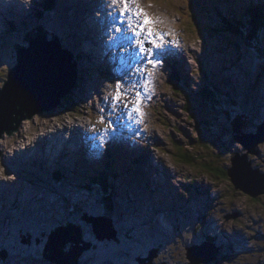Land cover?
<instances>
[{"label":"rangeland","instance_id":"1","mask_svg":"<svg viewBox=\"0 0 264 264\" xmlns=\"http://www.w3.org/2000/svg\"><path fill=\"white\" fill-rule=\"evenodd\" d=\"M250 1L138 0L139 7L152 18L153 28L165 34L166 44L162 63L156 67L146 65L149 91L140 105L143 115L133 113L129 118L126 112L117 110L111 117L118 121L114 132H105L107 123H100L99 109L105 108L104 115L108 112L101 97L115 93L117 78L127 81L126 88L133 81H142L134 70L129 71V65L134 63L133 49L123 39V32L112 40V30L103 44L110 46L107 49L111 51H101L102 57H96L93 51L100 50L89 46L92 41L78 40L80 30L90 28L84 17L86 0H69L71 10L58 9L41 20L38 14L24 19L36 9L31 0L23 10L15 12V27H11L7 12L0 11V89L10 69L18 63L14 44L29 46L25 35L32 29L36 33L38 24L51 31L48 39L59 38L61 46L73 57V52L79 58L86 55L87 59H83L88 68L74 57L78 82L73 92L57 108L24 119L19 129L12 134L6 132L0 140V252H7L6 258L0 257V264H55L44 257V248L53 229L71 222L82 226L83 235L79 237L80 243L64 242V251L77 246L84 249L79 264H145V259L146 264H191L189 250L197 245L199 254L207 252V237L220 251L216 260L202 264H264V194L251 197L237 189L230 176L224 177L222 172L233 165V156L239 159L245 153L251 168L264 172V141L253 147L255 154L259 153L256 157L235 138L237 132L233 129L240 121L243 132H256L264 123V59L257 57L264 48V25L255 28L256 38L249 45L251 21L242 13ZM40 11L42 16L47 13L46 7ZM99 12L100 9L96 11ZM90 13L94 16L92 9ZM240 18L247 22L238 29ZM132 22H137L136 17ZM170 54L178 59L174 60L179 63L175 69L170 65L171 58L165 59ZM93 55L96 62L89 60ZM184 60L188 68L181 67L186 75L182 77L180 66ZM102 66L117 74H101ZM208 83L218 90L220 101L216 104L206 103L204 92ZM232 97L234 104L230 102ZM1 119L7 125L13 122L7 116ZM137 119L139 123L135 122ZM69 121L73 124L63 127ZM119 126L130 130V134L117 133ZM57 129L61 136L57 137L55 152L68 143L74 144V148L82 144L84 152L88 145L93 150L91 142L97 137L95 146L103 152L100 159L94 153L91 159L76 148L74 157L91 167L87 175L94 168L111 164L109 173L118 177L97 170V184L81 179L84 174L73 169L71 164L75 161H71V155L68 170H63V159L56 154L47 164V144L36 147L35 138ZM91 133L94 138L90 139ZM25 141L32 143V152L16 154L13 163H3V148H13L6 156L11 151L20 153L22 148L16 146L25 147ZM109 146L111 150L107 151ZM33 149L41 155L36 156ZM142 153L146 154L128 172ZM102 174H106L113 188L106 186L108 180L100 182ZM109 206L116 209L114 224L109 225L117 229V236L101 240L92 222L108 217ZM83 236L90 242L88 248L82 245Z\"/></svg>","mask_w":264,"mask_h":264},{"label":"water","instance_id":"2","mask_svg":"<svg viewBox=\"0 0 264 264\" xmlns=\"http://www.w3.org/2000/svg\"><path fill=\"white\" fill-rule=\"evenodd\" d=\"M48 35L49 31L42 27L41 29H39V31H37L36 34L30 32L27 35L26 39L31 44L29 47L18 45V43L15 44V49H17L18 51V63L13 70L10 69L9 71V73L11 74L14 73V77L17 74L25 71L27 68V63L25 62L28 56L27 52L29 51L30 47H34L31 52L33 51V54L35 55L33 56V58H35L36 64L32 65L34 67L37 66L38 73L41 76L43 75V78H46L48 81L44 83L45 87H47V89H45L47 106L38 111L39 113L51 111L57 108L60 104H62L63 100L73 92L74 88L76 87V81L78 82L77 63L73 60V55L70 54L67 50L62 49L59 38L55 37L54 39L50 40L48 39ZM38 45L44 46L43 51L36 49ZM46 47L53 48L54 50L48 49L53 50V52L47 53L45 51ZM59 53L65 57L66 61L64 59H60L57 56V54ZM11 74L7 80V83H5L3 88L0 90V104L4 103V106L0 105L1 110H3L0 113V126L3 127V129L0 128V140L5 136L6 130L8 131L7 133H9L14 131L15 129H19V126L22 122L20 121V124L18 126H15L13 130H9L6 126V123L1 119V116H13L12 114H15L16 111H18L16 108L17 105L21 104L22 102H25V104L21 107V109L32 112V107L34 106L33 102L36 103V98L31 92V89H33V87L38 83L32 85L33 87H27L25 92L21 93V95L19 96L17 95L18 92H13V96H11L12 93H10V91H5V89H7V84L15 80L14 77H11ZM37 91L38 90H36V93ZM9 97H12L11 105L13 106V108H10L9 103L7 102V98ZM37 100H43V93H38ZM242 126L243 125L240 123V121H237L236 124L233 125L234 131L237 132L235 138L246 146L249 153H255V149H253V147L264 141V123L260 124L258 126L257 132L252 134L243 132ZM247 156L248 153H245L244 157L239 156V159L237 158L238 161H236L237 159H235L233 156V165L227 168V172L232 183L237 189H241L251 197L257 198L260 195L264 194V187L262 186V183L264 184V172L261 173L259 170L254 171L253 168H251V163L250 161H248ZM259 175L262 176V179L261 177L259 178ZM106 219V217L99 218L96 221L92 222L94 225V230L95 232H97V237L101 240L106 236H108V238L117 236V229H115L113 226H109L112 221H108L109 224H105L104 221ZM72 228L73 226L68 227L63 231L62 234H59L58 232L52 234L51 237L54 241H50L46 246V258L51 256L52 261H58L59 264H79V256L81 251H83L84 249H82L80 246H77L76 249L72 248V250L64 252V242H69V237L72 238L71 241L80 243L81 239L74 235L75 230ZM108 230H110V233H108ZM76 232L78 234H81L78 229H76ZM103 232H106V235H102ZM196 247L197 245L188 252V257L191 261V264L209 263L210 261L216 260L218 258L220 250L215 245L210 244L209 247L206 246L210 249H208L207 252L200 254L196 250ZM60 248H62V252L59 251ZM55 256L58 259H55ZM68 257H72L74 259L68 260ZM144 262L146 264L147 259H145ZM149 264H153L152 261Z\"/></svg>","mask_w":264,"mask_h":264},{"label":"bare ground","instance_id":"3","mask_svg":"<svg viewBox=\"0 0 264 264\" xmlns=\"http://www.w3.org/2000/svg\"><path fill=\"white\" fill-rule=\"evenodd\" d=\"M2 0H0V11L1 12H7V15L8 16H10V18H11V21H10V25H11V27H15V26H13V22H14V19H16L17 18V13H15L17 10H23L24 9V7H26L29 3H30V1L31 0H8V3H2L1 2ZM33 1V4H34V7H33V9L36 7V9L34 10V13L32 14V12H30L27 16H25V17H23L24 19H27V18H29V17H31L32 15L33 16H35V15H37L38 14V20H41V18H44L45 16H47L49 13H52L53 11H57L58 9L60 10V11H63V10H71V6H69L68 5V3H69V0H32ZM74 1H76V0H72V2H74ZM87 1V6H85V9H84V13H85V19H86V24L87 25H89V29H81L80 31L82 32V33H80L79 34V42H82V41H88V42H90V41H92V42H90L91 43V45H89V46H91V48L92 49H97V50H100L98 53L100 54V56H97V52H95V51H93V53H94V55L96 56V57H102V55L103 54H101V51L102 52H104V53H108L107 51H111V49H107V48H109L110 46H103V44L105 43L104 41H105V39L108 37V35H110L109 33L113 30V27H112V25L114 24L113 23V19H112V17L110 16V11H112V3H111V0H86ZM51 3L53 4L52 6H51ZM12 4H15V5H12ZM18 4V5H17ZM258 4V2H254V3H252V4H250L249 6L251 7V6H255V5H257ZM68 5V6H67ZM119 6H120V4H118ZM118 5H116V7H118ZM43 7H46V14H44V16H42L41 15V11H40V9L41 8H43ZM91 9L93 10V13H94V16L90 13V11H91ZM100 9V11L101 12H99V13H96V11L97 10H99ZM26 10V9H25ZM80 10H81V12H82V7H80ZM8 12H11L10 13V15L8 14ZM22 12H24V11H22ZM21 12V13H22ZM263 13H264V11H263ZM98 18H102V20H98ZM37 20V21H38ZM42 27H44L43 26V24H38L37 26H35V29L37 30V31H39V29H41ZM6 28V27H5ZM28 28V27H27ZM100 28H102L103 30H100ZM16 29H17V27H16ZM89 31H91V32H89ZM30 32H32L33 34H36V33H34V30L32 29V30H30V31H28L27 32V34L25 35L26 37H25V41H28L26 38H27V35L30 33ZM49 33H51V31L49 30ZM41 36V35H40ZM42 38H43V36H42ZM119 37H118V33H116L115 31H114V34H112V40H116V39H118ZM111 40V41H112ZM97 41V42H96ZM29 42V41H28ZM17 44V43H16ZM29 44V46L31 45L30 44V42L28 43ZM84 44H85V42H84ZM18 45H23V46H25V47H29V46H26V44H22V43H18ZM61 45V44H60ZM15 47H16V45L14 44V49H15ZM62 47V46H61ZM66 48V47H65ZM19 49H22V48H19ZM32 49H34V47H30V49H29V51L27 52L28 53V56H27V59L25 60V62L27 63V68H26V70L25 71H23L22 73L24 74H22V73H19V74H17L15 77H14V71L17 69H15L12 73L13 74H11V73H8V75H7V79L5 80V83H7V80H8V78L10 77V74H11V77H14L15 78V80L14 81H11V82H9L8 84H7V89H5V91H10V93H12L11 94V96H13V92L14 93H17L18 92V96L19 95H21V93H23V92H25V90H26V88L28 87H30V86H32V85H34V84H36V83H38V84H36L34 87H33V89H31V92L34 94V96H35V98H36V103H34L33 102V104H34V106L32 107V109H33V111L31 112V111H26L25 109H21V107L25 104V102H22L21 104H19V105H17V110L18 111H16V113L15 114H12L13 116H10V117H8L9 119H13V122L11 123V124H6V126L8 127V129L9 130H13V128H15V126H18L19 124H20V121H23L24 119H31L36 113H39L38 111H40V110H42L44 107H46L47 106V99H46V97H45V89H47V87H45V82H48L47 81V79L46 78H43V75L41 76L39 73H38V71H37V66H33L32 64H36V60H35V58H33V56H35L34 54H33V51L31 52V50ZM36 49H39V50H42L43 51V49H44V46H40V45H38L37 46V48ZM48 49H53V48H47L46 47V52L47 53H51V52H53V50H48ZM62 49L63 50H66V49H64L63 47H62ZM77 49V48H76ZM8 51V50H7ZM15 51H17V49H15ZM78 51V50H77ZM174 51V50H173ZM46 52H44V53H46ZM175 52V51H174ZM17 53H18V51H17ZM175 53H177V52H175ZM181 52H179V55H181L180 54ZM10 54V53H9ZM73 54H74V57L76 58V57H78V55H76L75 54V52H73ZM18 55V54H17ZM83 55H85V53H83ZM93 55V56H94ZM57 56L60 58V59H64L65 61H66V59H65V57L64 56H62L60 53L59 54H57ZM91 56V58L90 57H88V58H90L89 60H92V61H95L96 62V57L94 56ZM183 56L184 57H186L184 54H183ZM83 57H84V59H87V57H86V55L85 56H81L80 58H79V60L80 61H82V62H84L85 60L83 59ZM94 58H95V60H94ZM169 58H171V60H172V62L170 63V65L175 69L176 67H175V65L177 64V66H179V63H177L176 62V64H175V62H174V60H178L177 58H176V56L174 57L172 54H170V56H168L167 55V57L165 58L166 59V61L169 59ZM33 62V63H32ZM185 62V60L184 61H182V65L180 66V68L181 67H185V69L186 68H188V66L186 65L187 64V62H185V64L183 65V63ZM17 64V63H16ZM16 64L11 68L12 70L16 67ZM84 65L86 66V64H85V62H84ZM85 66H81L82 67V69H84V67ZM107 66H108V64H107ZM107 66H102V67H100L101 69L103 68V71H104V69H107ZM55 69V68H54ZM85 69H88L87 68V66L85 67ZM114 71V70H113ZM101 73V72H100ZM104 73H109V71L108 70H106L105 72H102L101 74H104ZM186 73V72H185ZM117 74V71H116V73L114 74L113 72H111L110 74H106V76L107 77H113L114 75H116ZM180 74H181V76L182 77H185L186 75L184 74V72H183V70H182V68H181V72H180ZM187 74V73H186ZM109 79H111V78H109ZM141 83H142V81H141ZM5 85V84H4ZM214 88V87H213ZM1 90V89H0ZM36 90H38L37 91V93H36ZM249 90V89H248ZM38 93L40 94V93H43V100L42 101H38L37 100V95H38ZM8 100H7V102L9 103V106H10V108H13V106L11 105L12 103H11V99H12V97H9V98H7ZM0 105H3L4 106V103L3 104H0ZM3 110H1V108H0V113L2 112ZM4 116H6V115H4ZM3 115L1 116V117H4ZM4 122H5V120H3ZM6 123V122H5ZM22 123V122H21ZM73 124V122H67L66 124H65V126H63V127H69V126H71ZM21 125V124H20ZM0 128L1 129H3V127H1L0 126ZM60 129V128H59ZM59 129H57V130H55V131H50V132H47V133H44V134H42V135H39L37 138H35V142H36V147H39V148H41V146H42V144L43 143H45V145L47 144V150H45L46 151V155L49 157V160H48V163L47 164H49V161H50V159H52V157H53V155L54 154H56L57 155V157L58 158H60V159H63V162H62V168H63V170H68V168H69V164L70 163H68V160L70 159L69 158V156L71 155L72 157H74L75 156V153L73 152V150L76 148V149H80V151L82 152V153H85V154H88L89 156H90V158H91V154L92 153H94V154H96L97 155V157H98V159H100L101 157H102V153H101V151H99V147L98 146H95V141L97 140V137H93V134H92V137L91 136H88V137H90V139L91 138H94V140H92V142H91V145H94V149L92 150L91 148H90V146L87 144V140H86V138H85V141H86V145H88L87 146V149L88 150H86V152H84V146L82 145V144H80V145H78V147H76L75 146V148H74V144H70V143H68L67 144V146H65V147H63L62 149H60V148H58V150L55 152V145L57 144V137H59V136H61L60 134H59ZM15 130H17V129H15ZM14 130V131H15ZM14 131H12V132H9L10 134H12V133H14ZM117 133H120V134H122V135H125V136H127V135H129L130 134V130H125L123 127H121V126H119V127H117ZM6 132H8L7 130H6ZM257 132V131H256ZM255 131H250L249 133L250 134H252V133H256ZM24 134V133H23ZM80 135V137L82 136V133L81 134H79ZM23 136V135H22ZM20 137V136H19ZM62 137L64 138L65 137V135L64 134H62ZM134 138V137H133ZM47 139H48V141H47ZM46 141V142H45ZM85 141H83V142H85ZM21 142V141H20ZM32 143H30L29 142V145H28V142L27 141H25V147H22V146H16V147H18V148H22V150H21V152L20 153H17V152H14V151H11L12 152V154L14 153V155H8V156H6V152H10L9 150H12L13 148H3L4 149V151H5V155H4V159H3V163H5L6 165L8 164V163H13L14 161H15V159H16V154H19V156L20 155H24V153L25 152H27V153H31L32 152V148H33V146L31 145ZM34 145V144H33ZM7 146V145H6ZM137 147H138V145H136ZM52 149V150H51ZM113 149H115V147H113ZM67 150H68V152H67ZM111 150V146H109L108 148H107V151H110ZM138 150H140V148L138 149ZM33 151L35 152L36 151V153H35V155L36 156H38L37 155V153L38 154H40V151H37V150H34L33 149ZM115 150H113V153H114V155H116L115 154ZM0 156H2V152L0 151ZM105 153V152H104ZM107 153H111V152H107ZM63 154H65L66 156H65V158H63ZM144 154H146V153H142V154H140V155H137L138 156V160H135V162H134V167H129L128 168V172H130V170L131 171H133L134 169H135V166L140 162V160H141V158H142V156L144 155ZM255 153H253V155H254ZM257 154H259V153H257L256 152V154H255V156L257 157L258 155ZM31 155H33V154H31ZM41 155V154H40ZM11 157V158H10ZM100 157V158H99ZM39 158H41V157H39ZM1 159V158H0ZM92 159V158H91ZM75 161V163L74 164H71L72 165V167H73V169L74 170H77V171H80V172H82L84 175H82L83 177H81V179H88V180H90L91 181V183H92V180H97V178L94 176V172H97V170H99L98 168H94V170L93 171H91L92 173L90 174V175H87V173H86V171H88V173H90V170H91V167H87V165L84 163V162H82L81 161V159L80 158H78V157H74V159H72L71 161ZM95 161V160H94ZM46 162V161H45ZM38 164L40 163V161L39 162H37ZM95 167H98V163L95 161ZM37 164V166L39 167V165ZM102 165L103 166H105L103 163H102ZM79 166H82V169H80V168H78ZM106 166H110V168H113V165H108V164H106ZM37 167V168H38ZM102 166H100V168H101ZM59 170V169H58ZM254 170V169H253ZM257 170V169H256ZM255 171V170H254ZM62 172V171H61ZM103 172H105V171H103ZM39 176H42V174H38ZM260 175H262V174H260ZM259 175V178L261 177V179H262V176H260ZM63 177H62V181H63ZM32 182H36V180H32ZM57 182H59V183H61L60 181H58L57 180ZM93 184V183H92ZM89 187V186H88ZM107 219L104 221V222H108V221H112V223H113V219L110 217V216H105ZM104 218V217H103ZM86 221L88 220V219H85ZM88 221H90V220H88ZM107 224H109V222L107 223ZM114 224V223H113ZM56 225V223L54 222V223H52V227H51V229L53 228V226H55ZM70 226H73V228L72 229H74L75 230V232H74V235L75 236H77V237H80L81 235H83V233H82V226L81 225H79V224H77V223H73V222H71V223H68L67 225H61V226H59V228H56L54 231L52 230V232L51 233H55V232H58L59 234H62L63 233V231L64 230H66L68 227H70ZM110 226V225H109ZM78 227V228H77ZM110 227H112V226H110ZM114 227V226H113ZM76 229H78L79 231H80V233L81 234H78L77 232H76ZM109 232H110V230H108ZM30 234V233H29ZM32 234V233H31ZM52 235H50V240L46 243V246L49 244V242L50 241H54L53 239H52V237H51ZM37 237V236H36ZM118 239V238H117ZM117 239L115 240V241H117ZM69 242H67V244L68 243H70V242H74V241H71L72 240V238L71 237H69ZM88 239H86L85 238V236H83V238H82V241L84 242V244H82L84 247H87L88 248V246H90V242H88L87 241ZM119 240V239H118ZM28 242V241H27ZM205 242V245L207 246V247H209V245L210 244H212V242H209V241H204ZM44 249H46V247L44 248ZM86 249V248H85ZM6 250V249H5ZM196 250L197 251H199L200 249H199V247H196ZM59 251H61L62 252V248H60L59 249ZM84 251V250H83ZM65 252V251H64ZM45 254H46V251H44V257H45ZM0 257H4V258H6L7 257V252L6 251H3V252H0ZM48 258H50L51 259V256H49ZM55 259H58V258H56V256H55ZM72 259H74V258H72V257H70V259H69V257H68V260H72ZM6 263V262H5ZM55 264H59V262L58 261H55Z\"/></svg>","mask_w":264,"mask_h":264},{"label":"snow or ice","instance_id":"4","mask_svg":"<svg viewBox=\"0 0 264 264\" xmlns=\"http://www.w3.org/2000/svg\"><path fill=\"white\" fill-rule=\"evenodd\" d=\"M111 3L110 16L116 22L112 25L113 30L116 33L123 32V39L127 40L133 49L131 56L134 63L129 65V71L134 70L135 75L140 76L143 82L133 81L131 87L126 88L127 81L124 78H117L115 93L101 97L102 103L108 108L107 115H104L105 108L99 109L102 113L99 118L100 123L106 122L108 125L104 129L105 132L115 131L118 121H113L111 117L117 110L126 112L129 118H132L133 113L138 117L143 115L140 105L149 91L146 65L156 67L162 63L166 44L165 34L158 33L153 28L152 18L145 13L143 8L139 7L138 0H111ZM118 4L122 7H116ZM133 16L136 17V23L132 22ZM135 122L139 123L140 120L137 119Z\"/></svg>","mask_w":264,"mask_h":264},{"label":"trees","instance_id":"5","mask_svg":"<svg viewBox=\"0 0 264 264\" xmlns=\"http://www.w3.org/2000/svg\"><path fill=\"white\" fill-rule=\"evenodd\" d=\"M252 4V3H251ZM53 4L51 3V6H52ZM263 8H262V6H258V4L257 5H255V6H246V8L243 10V14H244V16H246L247 18H250V27H251V29H249V31H250V34L249 35H247V36H250V35H252V38H251V40L249 41V40H247L248 41V44L249 45H251L252 43H251V41L254 39V38H256V36H255V34H257L256 33V30H255V28H257V27H260V25L262 24V26L264 25V13H263ZM243 16V17H244ZM245 19V18H244ZM244 19L242 20L241 18L240 19H236L237 20V26H238V29H241V27H242V25H244V24H246V22H247V19L244 21ZM229 23V22H228ZM232 27H234V26H236V25H233V24H231V23H229ZM254 29V30H253ZM231 30V32H235L236 30H233V29H230ZM256 51H258L257 49H256ZM260 52H261V55H259V56H257L258 58H260V59H264V48H262V49H260ZM259 53V52H258ZM239 56H242V53H240V55ZM238 56V57H239ZM243 57V56H242ZM241 57V58H242ZM254 58H255V56H253ZM235 58V57H234ZM248 58H252V55L251 56H249ZM244 59V58H243ZM239 66L240 67H242V64H239ZM211 86H213L212 84H210V83H208L207 84V88L205 89V92H204V96H205V99L207 100L206 101V103H211V104H216V103H218V101H220L219 99H218V97H217V94H218V90H216V88L214 89V88H212ZM220 89V88H219ZM221 92H222V90H221ZM222 94V93H221ZM227 94V93H226ZM234 97H232L231 99H230V102L231 103H233L234 104ZM212 106V105H211ZM101 171H105V173L106 172H110V167L109 166H106V168L105 169H102ZM222 172H223V174L225 175L224 177H226L227 175H228V172H227V170L226 171H224V170H222ZM106 176V174H102V175H100V178H98V179H100V182L101 181H104V180H108V178H106L105 177ZM109 176H113L114 178L115 177H118V174H110L109 173ZM109 181V180H108ZM92 183L93 184H97L96 183V180H92ZM113 183H111L110 181H109V186H108V184H106V186L110 189V188H113ZM109 212H108V215L113 219V217H114V212H116V209H115V207H113V206H109ZM119 238V237H118ZM211 239L209 238V237H207V239L205 240V241H210ZM223 246V245H222ZM221 246V247H222ZM220 263V262H219ZM218 263V264H219ZM221 264V263H220Z\"/></svg>","mask_w":264,"mask_h":264}]
</instances>
